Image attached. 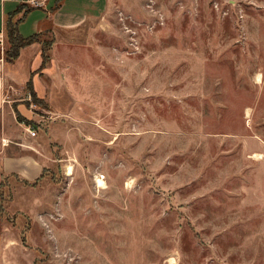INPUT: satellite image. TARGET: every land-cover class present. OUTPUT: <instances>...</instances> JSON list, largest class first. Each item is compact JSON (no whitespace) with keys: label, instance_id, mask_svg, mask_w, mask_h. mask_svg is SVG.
<instances>
[{"label":"rangeland","instance_id":"374dc122","mask_svg":"<svg viewBox=\"0 0 264 264\" xmlns=\"http://www.w3.org/2000/svg\"><path fill=\"white\" fill-rule=\"evenodd\" d=\"M77 39L78 114L20 96L51 159L0 189L8 264H264V0H112Z\"/></svg>","mask_w":264,"mask_h":264},{"label":"crops","instance_id":"0c3cea01","mask_svg":"<svg viewBox=\"0 0 264 264\" xmlns=\"http://www.w3.org/2000/svg\"><path fill=\"white\" fill-rule=\"evenodd\" d=\"M100 1L48 0L44 8H31L21 0H0V30L6 35L7 47L9 23H17L25 37L41 32L45 33L43 39L54 38L46 62L42 41L22 47L13 60L0 53V189L8 187L12 180L36 187L50 171L51 156L41 148L44 139L31 136L27 130L29 121L39 119L37 113L20 96L32 89L36 99L50 108V133L60 116L78 114L84 106L83 90L77 89V70L67 63L85 55L82 47H78L83 42L77 39V31L94 23H105L112 0H104L102 14L94 9ZM84 4L91 8L81 14ZM37 179V184H32ZM3 220L0 216V264H8L11 252L19 246L10 237L8 230L13 229Z\"/></svg>","mask_w":264,"mask_h":264},{"label":"trees","instance_id":"16d2710c","mask_svg":"<svg viewBox=\"0 0 264 264\" xmlns=\"http://www.w3.org/2000/svg\"><path fill=\"white\" fill-rule=\"evenodd\" d=\"M8 47L5 53V57L8 60H13L15 59L20 52V49L26 45H29L35 41H42L43 42V55H44V61L46 62L48 60V52L50 51L52 44L54 42V38H44L43 36H45V33H35L33 35H30L28 37H25L23 35L20 34L19 29H18V24L17 23H9L8 24ZM30 89H31V85ZM32 96L35 97L33 90L31 89L29 91ZM36 99V97H35ZM44 174V173H43ZM38 179L33 181L32 184H37ZM1 201V200H0ZM0 216L3 217V213L1 210V205H0Z\"/></svg>","mask_w":264,"mask_h":264},{"label":"built area","instance_id":"2783aa9c","mask_svg":"<svg viewBox=\"0 0 264 264\" xmlns=\"http://www.w3.org/2000/svg\"><path fill=\"white\" fill-rule=\"evenodd\" d=\"M27 7L31 8H44L46 7L48 0H21ZM6 35L5 33L0 30V53L5 54V51L7 49V43H6ZM28 131L31 136L37 135V130L31 126L28 127Z\"/></svg>","mask_w":264,"mask_h":264},{"label":"bare ground","instance_id":"6f19581e","mask_svg":"<svg viewBox=\"0 0 264 264\" xmlns=\"http://www.w3.org/2000/svg\"><path fill=\"white\" fill-rule=\"evenodd\" d=\"M258 75H260V74H258ZM69 173L70 174H72V169L70 168V170H69ZM103 178H104V176H102V177H99V178H97L96 179V181H98V185L100 186V187H106V182L103 180Z\"/></svg>","mask_w":264,"mask_h":264}]
</instances>
